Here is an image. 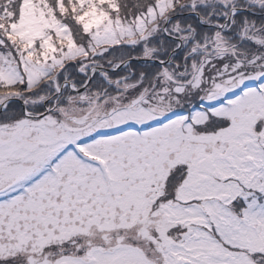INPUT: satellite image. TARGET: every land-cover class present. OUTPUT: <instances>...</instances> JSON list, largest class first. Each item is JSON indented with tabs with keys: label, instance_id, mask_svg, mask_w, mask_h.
I'll use <instances>...</instances> for the list:
<instances>
[{
	"label": "snow or ice",
	"instance_id": "6c2138e0",
	"mask_svg": "<svg viewBox=\"0 0 264 264\" xmlns=\"http://www.w3.org/2000/svg\"><path fill=\"white\" fill-rule=\"evenodd\" d=\"M0 264H264V0H0Z\"/></svg>",
	"mask_w": 264,
	"mask_h": 264
}]
</instances>
